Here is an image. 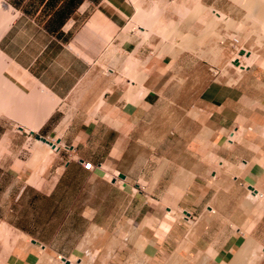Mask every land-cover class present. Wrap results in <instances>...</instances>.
Wrapping results in <instances>:
<instances>
[{
	"label": "crops",
	"instance_id": "obj_1",
	"mask_svg": "<svg viewBox=\"0 0 264 264\" xmlns=\"http://www.w3.org/2000/svg\"><path fill=\"white\" fill-rule=\"evenodd\" d=\"M5 1L0 53L52 100L109 67L94 109L91 95L67 119L49 99L8 108L55 148L0 138L7 264H264V42L218 81V64L182 48L148 58L129 0ZM199 1L233 25L264 20V0ZM142 60L145 74L128 78Z\"/></svg>",
	"mask_w": 264,
	"mask_h": 264
},
{
	"label": "rangeland",
	"instance_id": "obj_2",
	"mask_svg": "<svg viewBox=\"0 0 264 264\" xmlns=\"http://www.w3.org/2000/svg\"><path fill=\"white\" fill-rule=\"evenodd\" d=\"M129 2L131 3V5H133L136 15L134 16L133 20L129 22L127 28L129 30L131 28L135 29L134 32L137 35L135 37L139 39L142 48H146L147 53L149 51L151 52L149 53L148 58L151 57L152 55L154 56L162 55L168 51L177 50L178 47L179 48L183 47L182 49L187 50L189 53H194L196 57L204 58L212 64H218V67L212 66L209 69V79L213 78L218 81L225 80L227 82H231L235 78V75L239 73L238 71H241L242 69V68L240 69L236 68L232 65V63H234L235 60L240 59L236 57L238 56V53L241 54L240 52L243 51V54H246V52L244 53V51L250 49L251 53L253 54L252 55L253 58L256 52L255 50H257L259 48V45L261 46V44L264 42V28L263 27L261 28V26L260 28L258 27V25L263 26L264 23L262 22L257 23L254 21V18L251 17V22L249 25H246L244 21H241V23L237 25H235L234 23L233 25V21L231 19L230 21H227V19L225 20L224 16L226 15H224L222 19L221 18L218 19L216 13H214L215 11L211 10L212 7L210 5H205V4L201 5L200 1L198 0L195 1L194 0H184V1L183 0H129ZM156 4L159 5L157 6ZM199 7L201 8L200 9L201 12L199 11L200 13L198 12L199 14H197L196 9H199ZM11 12H12L11 4L5 0H0V32L2 31L6 22L10 18ZM222 15L220 17H222ZM137 16L139 19L137 18ZM212 17H214L215 19ZM141 19H144L146 21V24L147 23L149 24V26L147 25L148 27L146 26V24H144L145 30L147 29L145 32L144 31L142 32L141 29L137 27L138 25L137 22H139ZM210 19H212L211 22H209ZM223 20H225V22ZM208 23L211 25H209ZM214 24L215 27L214 26L212 27V25ZM242 24H244V26ZM219 25L224 27L225 31H221L220 30L221 27ZM207 29L208 30L210 29V31H208ZM213 31L216 34L215 33L213 34ZM158 32H160L161 35L158 34ZM190 33L192 35H190ZM261 34L263 39L260 38ZM188 37L191 39H188ZM196 37L199 38L197 39ZM194 38L197 41H195ZM200 38L201 41L198 42ZM173 39L175 42L173 41ZM170 40H172V42L174 43H172ZM250 41L253 43L251 44ZM175 43L176 44L178 43L177 45H175L176 47L173 45ZM188 43H190L189 44L190 46L186 45ZM196 45L197 46L199 45L198 46L199 48H197ZM219 51H221L222 53ZM134 57L135 55L134 56L130 55L129 59H131V61L134 60L137 61L136 59H134ZM251 59L245 60V62L244 59L241 60L243 62L242 64L246 66V64H248L251 61ZM144 64H145L144 60H142V62L141 61H138L136 63L134 62L132 67L127 68L128 71H130L128 72L127 77L132 78L130 74L133 73L134 75L133 79L134 80L139 79L142 75L145 74V71L143 74L141 73L143 72L142 70L144 68L142 67V65ZM92 67H93L92 73H94V75H98L97 77L98 79L99 77H102L104 74L109 73V69H108L109 67H107L106 64L103 62L99 64H93ZM211 69H214L215 71H217V73L212 74L213 72H211ZM227 73H229L231 76ZM98 79H96V81H94V84H92V86L94 87H90V88L85 87L81 89L82 82H79L77 86L69 93V95L63 97L58 102V100H52L50 93L46 89L42 88L38 83L30 79L28 75L24 73V71H22L17 66L12 64L9 59H7L2 53H0V138L4 141H8L12 136L22 137L25 135L30 137L32 136L31 141L35 142V140H37L35 138L36 134L42 136V134L40 133V131H38V129L33 131V133L29 131L30 134L29 133L27 134L26 132L23 131L26 129L20 127L21 124L24 123L23 116L25 113H22L21 111L18 110L8 111L9 107L13 108V104L17 101L20 95L30 98L32 103H36L37 105H40V102L45 101V99L47 100L49 99L51 103L54 104V108L56 104H59L61 106L60 108L61 110L57 113L60 115H65L67 119L74 108L81 105V103L87 101L88 95L92 96L91 108L94 109L100 103V98L98 96L99 95L98 88H101V86H97ZM123 84L125 85L124 86L125 88L128 89L131 88L130 84L128 85L125 83ZM100 90L102 91V88ZM32 113L33 112H29L30 115H32ZM20 148H21V152L19 151L20 152L19 154L21 155V157H23L26 153L29 152L28 147H24V148L20 147ZM0 232H2V230H0ZM14 243L15 240L7 239L2 233H0V264H7L6 261L7 252L8 249Z\"/></svg>",
	"mask_w": 264,
	"mask_h": 264
},
{
	"label": "bare ground",
	"instance_id": "obj_3",
	"mask_svg": "<svg viewBox=\"0 0 264 264\" xmlns=\"http://www.w3.org/2000/svg\"><path fill=\"white\" fill-rule=\"evenodd\" d=\"M183 1H184V0H183ZM194 1H195V0H194ZM198 1H199V0H198ZM177 2H178V1H177ZM185 2H186V1H185ZM160 3H161V2H160ZM160 3H159V4H160ZM190 3H191V2H190ZM193 3H194V2H193ZM159 4H156V5L158 6ZM164 4H165V3H164ZM185 4H187V3H185ZM191 4H192V3H191ZM199 4H200V3H199ZM258 4H259V3H258ZM262 4H263V3H262ZM201 5H202V4H201ZM162 6H163V4H162ZM182 7H183V6H182ZM260 7H264V4H263L262 6H260ZM153 8H154V7H153ZM153 8H152V9H153ZM180 8H181V7H180ZM189 8H190V7H189ZM208 8H209V7H208ZM156 9H157V7H156ZM200 9H201L200 7H199V9H196L197 14H199V13L201 12ZM263 9H264V8H263ZM263 9H262V10H263ZM193 10H194V9H193ZM202 10H203V8H202ZM211 10H212V9H211ZM213 10H214V9H213ZM199 11H200V12H199ZM247 11H248V10H247ZM189 12H190V11H189ZM198 12H199V13H198ZM216 12H217V11H216ZM214 13H215V12H214ZM219 13H220V12H219ZM219 13H216L218 19H220V18L222 19V18H223V15L220 13V14L222 15V17H220V16H219ZM247 13H248V12H247ZM151 14H152V13H151ZM157 14H158V13H157ZM185 14H186V13H185ZM195 14H196V13H195ZM183 15H184V14H183ZM140 16H141V15H140ZM244 16H245V15H244ZM254 16H255V15H254ZM261 16H262V15L258 16V18L261 17ZM185 17H186V16H185ZM256 17H257V15H256ZM263 17H264V15H263ZM137 18H138V16H137ZM156 18H157V17H156ZM212 18H214V17H212ZM253 18H254V17H253ZM138 19H139V18H138ZM182 19H183V18H182ZM194 19H195V18H194ZM214 19H215V18H214ZM255 19H256V18H255ZM255 19H254V21L257 22V20H255ZM211 20H212V19H210L209 22H211ZM259 20H260V19H259ZM259 20H258V21H259ZM6 21H7V20H6ZM176 21H177V20H176ZM213 21H214V20H213ZM223 21L225 22V20H223ZM227 21H230V20L227 19ZM227 21H226V22H227ZM247 21H248V20H247ZM261 21L263 22L264 20L261 19ZM139 22H140V21H139ZM137 23H138V22H137ZM213 23H215V22H213ZM213 23H212V24H213ZM238 23H239V22H238ZM240 23H241V22H240ZM145 24H146V23H145ZM159 24H160V23H159ZM161 24H162V23H161ZM208 24H209V23H208ZM147 25L149 26L148 23L146 24V26H147ZM162 25H163V24H162ZM209 25H211V24H209ZM137 26H138V25H137ZM140 26H141V25H140ZM144 26H145V25H144ZM148 26H147V27H148ZM150 26H151V24H150ZM213 26L215 27V24L212 25V27H213ZM219 26H220V25H219ZM228 26H229V24H228ZM243 26H244V24H243ZM260 26H261V28H262V27L264 28V24H263V26H262V25H258L259 28H260ZM187 27H189V26H187ZM220 27H221V26H220ZM144 28H145V27H144ZM150 28H151V27H150ZM152 28H153V27H152ZM168 28H169V27H168ZM206 28H208V27H206ZM216 28H217V27H216ZM245 28H246V27H245ZM221 29H222V27H221ZM221 29H220V30H221ZM231 29H232V28H231ZM238 29H239V28H238ZM143 30H144V29H143ZM146 30H147V29H146ZM148 30H149V29H148ZM158 30H159V29H158ZM171 30H172V28H171ZM207 30H208V29H207ZM224 30H225V29H224ZM152 31H153V30H152ZM188 31H189V30H188ZM208 31H210V29H209ZM239 31H240V30H239ZM260 31H261V30H260ZM260 31H259V32H260ZM150 32H151V31H150ZM160 32H161V31H160ZM160 32H158V34H160ZM165 32H166V31H165ZM174 32H175V31H174ZM220 32H221V31H220ZM176 33H177V32H176ZM214 33H215V32L213 31V34H214ZM260 33H261V32H260ZM262 33H263V32H262ZM145 34H146V33H145ZM215 34H216V33H215ZM160 35H161V34H160ZM170 35H171V34H170ZM170 35H169V36H170ZM190 35H192V34L190 33ZM224 35H225V34H224ZM201 36H202V34H201ZM225 36H226V35H225ZM260 36H261L260 38H262V34H261ZM166 37H167V36H166ZM173 37H174V36H173ZM258 37H259V36H258ZM167 38H168V37H167ZM171 38H172V37H171ZM196 38H197V37H196ZM198 38H199V37H198ZM198 38H197V39H198ZM241 38H242V37H241ZM188 39H191V38L188 37ZM216 39H217V38H216ZM236 39H237V38H236ZM262 39H263V38H262ZM192 40H193V39H192ZM194 40H195V38H194ZM240 40H241V39H240ZM170 41L172 42V40H170ZM173 41H174V39H173ZM195 41H197V40H195ZM200 41H201V38H200V40H199L198 42H200ZM203 41H204V40H203ZM223 41H224V40H223ZM238 41H239V40H238ZM260 41H261V39H260ZM262 41H263V40H262ZM166 42H167V41H166ZM174 42H175V41H174ZM174 42H172V43H174ZM185 42H186V41H185ZM198 42H197V44H198ZM241 42H242V41H241ZM250 42H251V41H250ZM179 43H180V42H179ZM231 43H232V42H231ZM238 43H239V42H238ZM252 43H253V42H251V44H252ZM177 44H178V43H177ZM177 44L175 43V44H173V45L175 46V45H177ZM189 44H190V43H188V45H189ZM249 44H250V43H249ZM155 45H156V44H155ZM164 45H165V44H164ZM171 45H172V44H171ZM186 45H187V44H186ZM258 45H259V44H258ZM261 45H263V44H261ZM181 46H182V45H181ZM189 46H190V45H189ZM196 46H197V45H196ZM198 46H199V45H198ZM198 46H197V48H199ZM240 46H241V45H240ZM259 46H260V45H259ZM175 47H176V46H175ZM166 48H167V47H166ZM181 48H183V47H181ZM221 48H222V47H221ZM244 48H245V47H244ZM172 49H174V48H172ZM172 49H171V50H172ZM175 49H176V48H175ZM177 49H179V47H178ZM194 49H195V48H194ZM243 50H244V49H243ZM157 51H158V50H157ZM179 51H180V50H179ZM255 51H256V50H255ZM154 52H155V51H154ZM168 52H169V51H168ZM168 52H166V53H168ZM190 52H191V51H190ZM219 52H221V51H219ZM245 52H246V54H239V53H238V56H236V57L240 58V59H239L240 61L244 59V62H245V60H249V59H251L253 54L251 53L250 49H249V50H248V49L245 50L244 53H245ZM253 52H254V51H253ZM163 53H164V52H163ZM170 53H171V51H170ZM172 53H173V52H172ZM221 53H222V52H221ZM255 53H256V52H255ZM169 55H170V54H169ZM213 55H214V54H213ZM230 60H231V59H230ZM239 60H238V62H239ZM231 61H232V60H231ZM242 63H243V62H242ZM211 64H212V63H211ZM227 64H228V63H227ZM229 64H230V63H229ZM232 65H233L234 67H236V68H239L238 65L235 64V63H232ZM233 66H232V67H233ZM224 67H225V66H224ZM233 69H234V68H233ZM239 69H240V68H239ZM243 69H244V68H243ZM241 71H242V69H241ZM238 72H240V71H238ZM225 73H226V72H225ZM234 73H235V72H234ZM227 74H229V73H227ZM229 75H230V74H229ZM226 76H227V75H226ZM230 76H231V75H230ZM222 77H223V76H222ZM230 80H231V79H230ZM232 81H233V80H232ZM37 141H38V144H41L39 140H37Z\"/></svg>",
	"mask_w": 264,
	"mask_h": 264
},
{
	"label": "water",
	"instance_id": "obj_4",
	"mask_svg": "<svg viewBox=\"0 0 264 264\" xmlns=\"http://www.w3.org/2000/svg\"><path fill=\"white\" fill-rule=\"evenodd\" d=\"M240 53L243 54V51H241ZM234 63L238 64V60H235ZM30 132L33 133L32 130H30ZM35 138L37 140L43 142V143L48 144L50 147L55 148V144L52 141H50L49 139H47V138H45V137H43L41 135H38V134L35 135Z\"/></svg>",
	"mask_w": 264,
	"mask_h": 264
},
{
	"label": "built area",
	"instance_id": "obj_5",
	"mask_svg": "<svg viewBox=\"0 0 264 264\" xmlns=\"http://www.w3.org/2000/svg\"><path fill=\"white\" fill-rule=\"evenodd\" d=\"M247 65V64H246ZM239 68H244L245 66L242 64V61L239 60V64H238ZM211 72H213V74H216L217 71H215L214 69H211ZM82 166L83 168L87 169V170H91L93 168V165L91 162H82Z\"/></svg>",
	"mask_w": 264,
	"mask_h": 264
}]
</instances>
